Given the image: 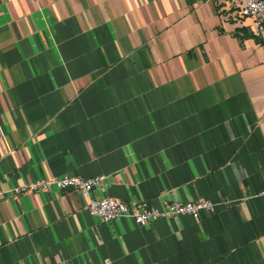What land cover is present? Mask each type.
<instances>
[{
	"label": "crops",
	"instance_id": "0c3cea01",
	"mask_svg": "<svg viewBox=\"0 0 264 264\" xmlns=\"http://www.w3.org/2000/svg\"><path fill=\"white\" fill-rule=\"evenodd\" d=\"M242 0H0V264H264V37ZM93 197L211 200L105 222Z\"/></svg>",
	"mask_w": 264,
	"mask_h": 264
},
{
	"label": "built area",
	"instance_id": "2783aa9c",
	"mask_svg": "<svg viewBox=\"0 0 264 264\" xmlns=\"http://www.w3.org/2000/svg\"><path fill=\"white\" fill-rule=\"evenodd\" d=\"M242 17L253 18V33L256 37H264V0H242L238 6ZM105 180V175L82 177L79 175H63L38 179L11 189L14 194L31 193L38 190L76 188L90 201L89 210L93 215L101 217L105 222L116 221L125 217L132 218L137 224L145 226L160 218L180 215L199 216L202 211H214L215 204L208 199L198 201H173L163 207L154 206L148 200L124 201L106 196L96 198L92 191ZM264 194V190L262 191Z\"/></svg>",
	"mask_w": 264,
	"mask_h": 264
}]
</instances>
